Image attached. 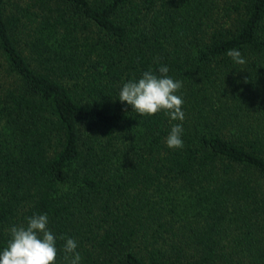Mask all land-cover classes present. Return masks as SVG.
<instances>
[{"label":"trees","instance_id":"1","mask_svg":"<svg viewBox=\"0 0 264 264\" xmlns=\"http://www.w3.org/2000/svg\"><path fill=\"white\" fill-rule=\"evenodd\" d=\"M11 1L0 252L11 226L47 214L56 264L67 238L81 264H264V0ZM161 65L182 82L183 121L118 99Z\"/></svg>","mask_w":264,"mask_h":264},{"label":"clouds","instance_id":"2","mask_svg":"<svg viewBox=\"0 0 264 264\" xmlns=\"http://www.w3.org/2000/svg\"><path fill=\"white\" fill-rule=\"evenodd\" d=\"M226 55L237 65H244L246 59L238 49H229ZM159 75L150 69L138 80L123 83L119 91V101L130 106L140 116H153L163 111L172 121H183L184 103L176 93L182 82L168 75L167 66L161 65ZM182 124H174L166 138L169 149L183 147ZM47 214H35L27 218L26 225H13L9 232L11 238L0 252V264H56V236L49 229ZM60 239L66 238L61 236ZM77 242L67 238L63 247L64 259L68 264H81L82 257L77 251Z\"/></svg>","mask_w":264,"mask_h":264},{"label":"rangeland","instance_id":"3","mask_svg":"<svg viewBox=\"0 0 264 264\" xmlns=\"http://www.w3.org/2000/svg\"><path fill=\"white\" fill-rule=\"evenodd\" d=\"M28 0H12L8 4V12L14 11V13L20 12L17 9L20 7L21 9H25L28 5ZM0 78L5 88L13 85L17 79H15L14 75H11L8 71L7 66L5 65L4 59L0 53Z\"/></svg>","mask_w":264,"mask_h":264}]
</instances>
